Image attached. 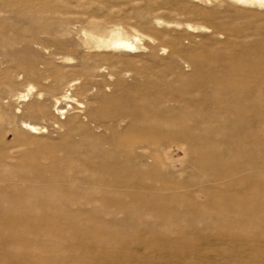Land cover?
I'll return each mask as SVG.
<instances>
[{
    "label": "rangeland",
    "instance_id": "374dc122",
    "mask_svg": "<svg viewBox=\"0 0 264 264\" xmlns=\"http://www.w3.org/2000/svg\"><path fill=\"white\" fill-rule=\"evenodd\" d=\"M0 264H264V8L0 0Z\"/></svg>",
    "mask_w": 264,
    "mask_h": 264
},
{
    "label": "bare ground",
    "instance_id": "6f19581e",
    "mask_svg": "<svg viewBox=\"0 0 264 264\" xmlns=\"http://www.w3.org/2000/svg\"><path fill=\"white\" fill-rule=\"evenodd\" d=\"M232 1H234L235 3L240 4V5L245 4V5L255 6V7L258 6V8L259 7L264 8V0H232ZM85 35L91 41H93L95 43L96 47H98V48H104L106 50L117 49V50H120L122 52L134 51L136 49L135 42L138 41L137 39H134V41L130 40L128 37L124 36V34L118 29H114L113 32H110V34H108L105 37L104 36L103 37L97 36V35L94 36V34L92 35L90 33L85 34ZM72 85H74V84H71L68 87H71ZM24 97L25 96H20V98H24ZM68 99L69 98H67V96L62 97V101H68ZM80 106L81 105H79V107ZM58 113L62 114V113H66V111H64V109H58ZM24 126H25L24 129H26L28 132H30L32 134L40 135V133H41L40 132L41 128L39 129L36 126H33L31 124H27V123H25ZM42 132H44V131L42 130Z\"/></svg>",
    "mask_w": 264,
    "mask_h": 264
}]
</instances>
